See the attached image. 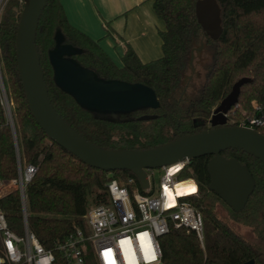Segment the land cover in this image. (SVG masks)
<instances>
[{
    "label": "trees",
    "instance_id": "trees-1",
    "mask_svg": "<svg viewBox=\"0 0 264 264\" xmlns=\"http://www.w3.org/2000/svg\"><path fill=\"white\" fill-rule=\"evenodd\" d=\"M222 13L223 31L211 39L198 22L197 0H154V9L165 23L160 31L163 55L143 62L128 45L122 66H118L99 41L74 27L60 0H49L39 20L36 45L49 96L55 110L75 130L94 144L114 149H149L169 142L182 133L206 129L214 108L241 78L250 80L241 88L239 101L251 114L264 113V0H217ZM23 1L10 0L0 18V56L9 94L14 102L15 125L23 158L38 166L27 188L28 225L41 243L56 254L55 264H65L56 245L85 228L84 216L93 205L107 202V183L116 178L123 183L136 177L129 170L107 172L89 166L65 148L51 142L32 115L17 70L15 40ZM61 32L65 44L78 50L69 57L91 69L102 80L143 83L157 94L160 105L127 113L107 114L81 106L54 81L49 53ZM204 43L203 54L211 61L204 65V81L199 96L180 98L184 75L191 68V53ZM236 106V105H235ZM258 106V107H256ZM155 115L154 118L142 117ZM196 122H195V121ZM264 135V126L256 127ZM1 142L0 175L10 178L15 164L9 132ZM246 165L255 180V189L245 208L234 212L209 189L211 155L193 159L181 176L191 177L198 192L184 199L201 211L204 220V246L195 232L171 228L160 238L164 264H241L251 259L264 264V163L243 150L221 152ZM111 173V174H110ZM137 178V177H136ZM10 227L23 229L18 191L1 201ZM219 204L228 209V219L251 228L256 242L239 234L226 217L218 213ZM87 264H92L87 257Z\"/></svg>",
    "mask_w": 264,
    "mask_h": 264
},
{
    "label": "water",
    "instance_id": "water-1",
    "mask_svg": "<svg viewBox=\"0 0 264 264\" xmlns=\"http://www.w3.org/2000/svg\"><path fill=\"white\" fill-rule=\"evenodd\" d=\"M23 9L18 23L15 49L17 70L29 109L51 142L65 148L85 164L103 171L129 170L143 188L149 187L148 169H161L177 162L211 155L208 171L209 189L215 192L234 212H241L255 189V180L248 167L237 158L221 152L243 150L264 163V135L256 129L229 125L228 115L237 105L242 86L250 78L239 79L231 91L213 110L210 127L195 133H182L177 138L149 149H114L100 147L87 140L55 110L44 80L40 54L36 45L39 20L49 0H21ZM222 10L217 0H197L196 15L203 32L218 39L223 31ZM204 43L192 50L201 52ZM78 50L64 43L62 33L56 35V46L49 53L54 81L70 93L83 107L100 113H127L141 108L155 109L160 105L157 94L143 83L102 80L69 56ZM155 115L142 117L154 118ZM195 121V120H194ZM196 122V121H195ZM159 264H164L163 262ZM241 264H256L251 259Z\"/></svg>",
    "mask_w": 264,
    "mask_h": 264
},
{
    "label": "built area",
    "instance_id": "built-area-1",
    "mask_svg": "<svg viewBox=\"0 0 264 264\" xmlns=\"http://www.w3.org/2000/svg\"><path fill=\"white\" fill-rule=\"evenodd\" d=\"M10 0H0V18ZM258 107V106H256ZM259 108V107H258ZM229 121V115H228ZM235 125L256 129L264 126V113L250 114ZM9 132L15 172L10 178L0 175V264H55L56 254L47 249L28 225L27 188L38 166L23 158L15 125L14 102L9 94L0 56V157L4 131ZM187 161L161 168L159 185H153L154 169H148L149 187L143 188L136 177L123 183L116 178L107 183L108 200L90 206L84 216L85 228H77L56 245L65 264H159L162 262L160 238L173 228H186L198 236L204 246V220L200 210L184 198L198 192L195 179H181ZM111 174V173H110ZM192 182L197 191L176 192L177 186ZM18 191L23 229L13 230L2 207V199ZM170 201H174L170 204Z\"/></svg>",
    "mask_w": 264,
    "mask_h": 264
},
{
    "label": "crops",
    "instance_id": "crops-1",
    "mask_svg": "<svg viewBox=\"0 0 264 264\" xmlns=\"http://www.w3.org/2000/svg\"><path fill=\"white\" fill-rule=\"evenodd\" d=\"M69 22L99 41L118 66L130 45L143 62L163 55L160 31L165 23L154 0H60Z\"/></svg>",
    "mask_w": 264,
    "mask_h": 264
},
{
    "label": "rangeland",
    "instance_id": "rangeland-1",
    "mask_svg": "<svg viewBox=\"0 0 264 264\" xmlns=\"http://www.w3.org/2000/svg\"><path fill=\"white\" fill-rule=\"evenodd\" d=\"M210 61H211L210 54H203L202 51L195 52L194 63L192 64L191 68L186 71L184 75L185 77L183 79L182 86L180 88V93H179L181 96L180 98H186L187 100H189L192 97L199 96L201 87L204 81V72H205L204 65ZM2 67H3V64H2ZM5 79H6V76H5ZM6 83H7V79H6ZM251 113L252 112H250L249 110L244 109L242 105L237 104L236 106L232 108V110L229 113L228 124L235 125L237 124L238 121H241L243 118H246ZM206 127L209 128L210 124H207ZM154 171H155V177L152 179V184L158 186L160 177L163 171L160 168L154 169ZM180 178L183 179V178H186V176H181ZM88 198H89V204H90L89 206H93V199H92L93 194H89ZM217 210H218V213H220L221 215H223V217H226V219H228V216H227L228 209L225 206L219 204V207ZM229 221L239 234L246 237L248 240L252 242L257 241V237L253 233L250 227L245 226L243 224L235 223L231 220ZM263 262H264V258H263ZM92 264H93V261H92Z\"/></svg>",
    "mask_w": 264,
    "mask_h": 264
},
{
    "label": "bare ground",
    "instance_id": "bare-ground-1",
    "mask_svg": "<svg viewBox=\"0 0 264 264\" xmlns=\"http://www.w3.org/2000/svg\"><path fill=\"white\" fill-rule=\"evenodd\" d=\"M197 191V187L192 183H186V184H182V185H178L177 186V190L176 192L180 193V194H192L194 192ZM170 204H173L174 201H170Z\"/></svg>",
    "mask_w": 264,
    "mask_h": 264
}]
</instances>
